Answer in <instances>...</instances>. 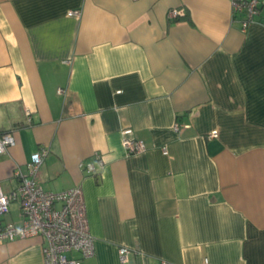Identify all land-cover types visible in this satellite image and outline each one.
<instances>
[{
	"label": "crops",
	"instance_id": "1",
	"mask_svg": "<svg viewBox=\"0 0 264 264\" xmlns=\"http://www.w3.org/2000/svg\"><path fill=\"white\" fill-rule=\"evenodd\" d=\"M257 2L242 30L232 0H0V132L15 138L2 191L48 148L43 189L83 190L94 254L82 264H121V247L133 264H264ZM125 128L144 152H126ZM43 245L0 244V264H43Z\"/></svg>",
	"mask_w": 264,
	"mask_h": 264
},
{
	"label": "built area",
	"instance_id": "2",
	"mask_svg": "<svg viewBox=\"0 0 264 264\" xmlns=\"http://www.w3.org/2000/svg\"><path fill=\"white\" fill-rule=\"evenodd\" d=\"M232 3L234 13L243 16L242 30H246L258 13L257 0H232ZM80 14V10L68 12L70 16ZM177 14L173 9L168 13V17L173 19ZM58 92L63 93L64 89L60 88ZM174 128L177 130L179 124ZM121 134L122 145L128 154H139L146 150L142 140L131 136V128L123 129ZM210 137L216 138L217 133L212 132ZM14 143L15 138L11 131L0 133V155L7 152ZM48 151V148H42L33 153L26 164V173L19 167L15 168L14 175L20 182L13 191L6 194L0 187V244L40 236L45 241L42 246L43 264H82L83 259L94 254V238L89 228L83 190L80 185L59 192L43 189L39 174ZM163 152L167 153L166 148H163ZM93 158L101 162L99 152H95ZM85 168L89 174L96 171L93 162L85 164ZM12 201L19 203L22 215L20 223L6 220L4 217L9 212ZM72 253H77L79 258L71 256ZM131 254L129 248H119L121 264H127ZM204 264H209L208 259L204 260Z\"/></svg>",
	"mask_w": 264,
	"mask_h": 264
},
{
	"label": "rangeland",
	"instance_id": "3",
	"mask_svg": "<svg viewBox=\"0 0 264 264\" xmlns=\"http://www.w3.org/2000/svg\"><path fill=\"white\" fill-rule=\"evenodd\" d=\"M9 211L10 213L5 215L6 220H12L11 216L13 217V220H16L18 215H20V208L18 201H12L9 205Z\"/></svg>",
	"mask_w": 264,
	"mask_h": 264
},
{
	"label": "trees",
	"instance_id": "4",
	"mask_svg": "<svg viewBox=\"0 0 264 264\" xmlns=\"http://www.w3.org/2000/svg\"><path fill=\"white\" fill-rule=\"evenodd\" d=\"M257 9H259V6H257ZM179 16H180V13L177 14L176 19H175L176 21H179V19H180ZM0 133H2V132H0Z\"/></svg>",
	"mask_w": 264,
	"mask_h": 264
},
{
	"label": "water",
	"instance_id": "5",
	"mask_svg": "<svg viewBox=\"0 0 264 264\" xmlns=\"http://www.w3.org/2000/svg\"><path fill=\"white\" fill-rule=\"evenodd\" d=\"M127 264H133L132 258H129V262Z\"/></svg>",
	"mask_w": 264,
	"mask_h": 264
}]
</instances>
